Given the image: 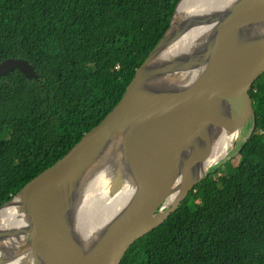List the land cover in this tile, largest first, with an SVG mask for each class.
Listing matches in <instances>:
<instances>
[{
  "label": "trees",
  "instance_id": "obj_1",
  "mask_svg": "<svg viewBox=\"0 0 264 264\" xmlns=\"http://www.w3.org/2000/svg\"><path fill=\"white\" fill-rule=\"evenodd\" d=\"M178 1L0 0V61L39 75L0 77V206L117 105ZM249 95L255 131L237 162L207 174L120 264H264V73Z\"/></svg>",
  "mask_w": 264,
  "mask_h": 264
},
{
  "label": "water",
  "instance_id": "obj_2",
  "mask_svg": "<svg viewBox=\"0 0 264 264\" xmlns=\"http://www.w3.org/2000/svg\"><path fill=\"white\" fill-rule=\"evenodd\" d=\"M181 1L117 105L11 199H21L27 225L0 231V243L24 235L33 248L58 246L66 235L59 230L67 232L74 226L81 179L116 143L133 187L127 203L87 249L79 243L58 257L40 258L44 264H120L132 244L161 225L195 185L237 153L253 134L256 121L249 91L264 73V0H237L225 15L218 16L204 43L168 58V48L187 30L213 19L177 20ZM15 70L26 79L39 78L24 59L0 62V77ZM214 86L216 95L210 99L207 94ZM210 126L221 128L229 138L249 133L236 147L237 139L223 159L200 173L199 166L208 160L213 147ZM11 258V254L3 257L0 264Z\"/></svg>",
  "mask_w": 264,
  "mask_h": 264
},
{
  "label": "bare ground",
  "instance_id": "obj_3",
  "mask_svg": "<svg viewBox=\"0 0 264 264\" xmlns=\"http://www.w3.org/2000/svg\"><path fill=\"white\" fill-rule=\"evenodd\" d=\"M236 1L182 0L177 8V20L185 22L195 16L213 17V19L211 22L187 30L174 45L168 48L167 57L198 48L211 35V31L218 23V16L225 15ZM201 70L202 66L195 71H198V74ZM216 91L214 86L209 90L207 97L213 98ZM208 131L213 147L208 160L199 166L200 173L207 171L213 164L223 159L228 149L238 139L235 134L229 138L224 130L214 126L208 127ZM112 148L113 150L110 151ZM117 149L119 148L114 143L109 150L102 153L103 156L81 179L79 195H75L74 226L67 232L63 229L59 230L66 235L58 246L45 244L33 248L30 241L26 242L24 235L4 238L0 243V259L11 254L13 260L7 264H44L40 258L41 255L55 258L79 243L83 250L87 249L97 235L105 230L122 210L133 189L122 154ZM21 211L22 203L18 196L7 206L0 208V231L17 230L27 225Z\"/></svg>",
  "mask_w": 264,
  "mask_h": 264
},
{
  "label": "rangeland",
  "instance_id": "obj_4",
  "mask_svg": "<svg viewBox=\"0 0 264 264\" xmlns=\"http://www.w3.org/2000/svg\"><path fill=\"white\" fill-rule=\"evenodd\" d=\"M247 126L248 125H246L244 128H243V130H245L246 128H247ZM248 133H249V130L248 131H246V133L245 134H241L240 135V137H239V139L237 140V142H236V147L238 146V144L240 143V142H242V141H244L245 140V138H246V136L248 135ZM113 150V148L110 150V151H112ZM232 155V154H231ZM229 156L226 160L227 161H229V162H233V163H236L237 162V159H238V152L237 153H235L233 156ZM227 168V166H225L224 167V169H226ZM217 170V168L216 169H214V171H216ZM16 255V254H15ZM10 260H13V258H11ZM8 262H12V261H3L2 262V264H5V263H8Z\"/></svg>",
  "mask_w": 264,
  "mask_h": 264
},
{
  "label": "clouds",
  "instance_id": "obj_5",
  "mask_svg": "<svg viewBox=\"0 0 264 264\" xmlns=\"http://www.w3.org/2000/svg\"><path fill=\"white\" fill-rule=\"evenodd\" d=\"M6 59H8V58H6ZM14 59H21V58H14ZM4 60H5V59H4ZM24 60H25V59H24ZM2 61H3V60H2ZM0 62H1V61H0ZM15 71H17V70H15ZM13 72H14V71H13ZM11 73H12V72H11ZM11 73H10V74H11ZM10 74H9V75H10ZM2 77H3V76H2ZM5 77H6V76H5ZM223 164H224V163H223ZM223 164H222V165H223ZM220 166H221V165H220ZM220 166H219V167H220ZM130 247H131V246H130Z\"/></svg>",
  "mask_w": 264,
  "mask_h": 264
}]
</instances>
